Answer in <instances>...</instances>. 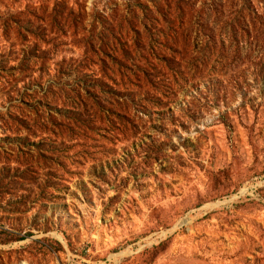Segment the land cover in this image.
<instances>
[{"label":"rangeland","instance_id":"rangeland-1","mask_svg":"<svg viewBox=\"0 0 264 264\" xmlns=\"http://www.w3.org/2000/svg\"><path fill=\"white\" fill-rule=\"evenodd\" d=\"M0 264H264V0H0Z\"/></svg>","mask_w":264,"mask_h":264}]
</instances>
